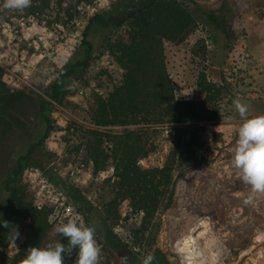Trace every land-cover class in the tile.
I'll return each instance as SVG.
<instances>
[{
  "label": "rangeland",
  "instance_id": "374dc122",
  "mask_svg": "<svg viewBox=\"0 0 264 264\" xmlns=\"http://www.w3.org/2000/svg\"><path fill=\"white\" fill-rule=\"evenodd\" d=\"M193 1L209 11L210 19L215 17L227 30L233 31L230 39L233 47L229 52L224 51L223 41H216L219 34L208 21H200L183 42H165L166 60L177 97L203 98L195 84L203 69L211 79L219 80L224 76L232 82L233 93L227 101L225 119L206 123L199 151L201 162L179 179L175 205L157 216L161 224L158 243L170 260L169 264H264V194H255L252 203L245 204L251 186L242 181L240 170L233 164L238 128L243 122L233 100L239 98L248 105L249 115L264 113V0H183L188 6H193ZM121 2L49 0L45 8H40L39 1L37 13H31L28 8L5 9L4 0H0V64L6 70V82L12 88H25L35 100H40V96L49 99L45 94L46 86L77 54L90 17ZM55 24L65 27V32L60 28L56 30ZM113 30L99 25L90 30L89 37L95 46L92 66L71 79L62 102L53 101L49 106L54 130L45 145L50 150L51 166L28 167L23 174L28 197L35 204L46 203L49 196L55 198L57 180L63 186L79 183L93 184L95 188L111 175L110 169L99 174H93L91 169L78 177L72 176L71 167L88 164L83 148L76 149L77 141L73 138L69 141L66 136L71 137V126L91 125L89 112L95 93L107 94L112 89L113 83L103 73H108L116 82L121 78L122 70L106 49L108 34ZM48 44L60 49L43 57L42 50ZM11 60H19L16 75L9 69ZM23 61L33 62L35 69L29 82L19 85V76L24 71L20 62ZM42 65L51 68L48 72L51 74L42 71ZM31 119L39 129L40 121L36 117ZM33 123L29 124L31 129L27 134L30 136L36 133ZM17 134L14 139L17 144L0 143V183L16 166L17 157L23 152L19 145V129ZM174 138V128L166 126L157 130L153 133L157 150L142 158L140 163L145 167L171 163L176 152ZM34 170L38 173L34 174ZM42 178L50 179V188L42 185ZM4 203L5 194L0 186V214ZM128 210L129 206L124 205V214ZM142 219L141 214L131 215L115 229L130 240ZM22 239L19 233V238L13 239L10 245H0V264H9ZM76 258L77 255L69 264H74ZM107 261L101 251L99 264H108Z\"/></svg>",
  "mask_w": 264,
  "mask_h": 264
},
{
  "label": "trees",
  "instance_id": "16d2710c",
  "mask_svg": "<svg viewBox=\"0 0 264 264\" xmlns=\"http://www.w3.org/2000/svg\"><path fill=\"white\" fill-rule=\"evenodd\" d=\"M39 1V7L45 8L49 0H31V6L27 7L31 13H37ZM193 4L188 6L183 0H122L121 4L114 3L113 8L95 13L82 33L75 57L46 86L49 99L39 95L40 100H35L25 88L9 86L6 70L0 64V143H15L19 129V145L23 150L16 166L0 183L5 194L0 214V245H10L17 230L23 235L9 264H20L30 246L44 247L61 239L67 243L55 231L61 222L50 219L54 206L49 203L38 206L29 199L23 174L28 167L51 166L50 150L45 145L54 130L49 106L53 101L62 102L71 79L92 66L95 46L89 34L96 25L114 29L108 34L106 49L122 70L121 78L116 82L103 73L113 83L112 89L107 94L95 93L89 112L91 125L71 126V137L66 139H75L76 149L83 148L93 174L110 167L114 173L95 188L93 184L64 183L65 191L84 221L95 227V239L102 245L108 264H143L149 255L150 264L170 263L158 243L161 224L157 216L175 205L179 179L201 162L199 151L206 123L225 119L227 101L233 93L232 82L224 76L211 79L203 69L195 82L203 98L177 97L165 42H183L200 21H208L219 34L216 41H223L224 51L233 47L230 40L233 31L215 17L210 19L209 11L197 2ZM32 117L40 121L39 129ZM30 123L36 130L31 136L27 134ZM166 126L175 130L172 164L143 166L140 160L157 150L153 133ZM124 205L129 206L126 214ZM136 214L143 219L129 240L115 228ZM77 251L65 257V264Z\"/></svg>",
  "mask_w": 264,
  "mask_h": 264
},
{
  "label": "clouds",
  "instance_id": "9594fccd",
  "mask_svg": "<svg viewBox=\"0 0 264 264\" xmlns=\"http://www.w3.org/2000/svg\"><path fill=\"white\" fill-rule=\"evenodd\" d=\"M31 6V0H4L3 7L23 10ZM243 122L238 128V139L234 148V166L240 170L242 181L251 186V193L244 203L250 204L254 195L264 194V113L249 115V107L239 98L233 100ZM6 228L7 224H3ZM55 231L67 243L55 241L44 247L30 246L20 264H65V257L77 251L74 264H99L102 245L95 239V227L87 224L79 214L69 215L66 222L55 226ZM19 238L18 230L12 237ZM149 255L143 264H150Z\"/></svg>",
  "mask_w": 264,
  "mask_h": 264
},
{
  "label": "built area",
  "instance_id": "2783aa9c",
  "mask_svg": "<svg viewBox=\"0 0 264 264\" xmlns=\"http://www.w3.org/2000/svg\"><path fill=\"white\" fill-rule=\"evenodd\" d=\"M57 26V28H55L56 30H60L65 32V27L61 26L60 24H55ZM64 48V47H62ZM60 48H58V46L55 45H45V47L43 48V52L44 54L42 55L43 57L45 56H50L55 52H58ZM35 69V65H30V67L27 70L23 71V75L20 77L19 76V85L20 82L21 83H28L29 79H30V75L33 72V70ZM42 71H45L46 74H51L48 73L49 69L48 67H43L41 68ZM13 74V73H12ZM16 75V74H15ZM15 85H18V81L16 83H14ZM141 161V160H140ZM111 170V175L113 176L114 173V168L110 167L109 168ZM87 170H91V166H87L83 163L80 164H75L73 167H71L70 169V173L72 176H80L82 175L84 172H86ZM38 173V171L34 170V174ZM47 178V177H46ZM42 178L41 182L42 185H44L45 187L48 186V182H49V178ZM56 184V182H55ZM54 184V185H55ZM48 188H50V186H48ZM56 192L54 194H56L55 198H52V196H49V199L46 203H49L51 205L54 206V211L52 212L50 219L51 221H55V222H63L65 220H67L69 215H73V214H79L81 216V214L78 212L77 208L75 207V204L73 203L72 200H70V198L67 196L66 191H65V187L61 184H56ZM48 192L52 194L51 189H48ZM45 204V203H44ZM38 206H42L43 204H36Z\"/></svg>",
  "mask_w": 264,
  "mask_h": 264
},
{
  "label": "crops",
  "instance_id": "0c3cea01",
  "mask_svg": "<svg viewBox=\"0 0 264 264\" xmlns=\"http://www.w3.org/2000/svg\"><path fill=\"white\" fill-rule=\"evenodd\" d=\"M10 63V67L11 68H9L10 70H11V72L13 73V74H17V69H19V60H16V62H15V60H11V62H9ZM20 64H21V67H22V69H24V70H27L29 67H30V65H33L34 63L33 62H31V63H25L24 61H23V63L22 62H20ZM41 68H43V65L41 66ZM255 105L256 104H253V108L255 109ZM256 110V109H255Z\"/></svg>",
  "mask_w": 264,
  "mask_h": 264
}]
</instances>
